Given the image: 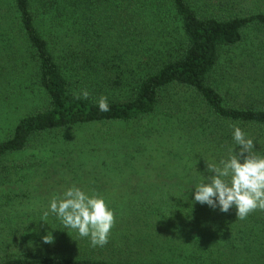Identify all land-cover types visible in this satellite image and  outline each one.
<instances>
[{
  "label": "trees",
  "instance_id": "16d2710c",
  "mask_svg": "<svg viewBox=\"0 0 264 264\" xmlns=\"http://www.w3.org/2000/svg\"><path fill=\"white\" fill-rule=\"evenodd\" d=\"M251 31L264 32V0H0V49L7 55L0 74L10 69L12 80L37 90L42 100L0 141V177L27 168L5 161L34 138L150 117L175 86L194 94L213 117L200 124L203 136L214 139L218 159L233 144V125L264 154V101L239 102L221 87L223 56L239 49ZM82 90L89 98L75 99ZM101 95L108 98V112L96 106ZM259 215L249 213L239 219L243 227L233 226L234 264H264V211ZM0 264L167 263L41 254Z\"/></svg>",
  "mask_w": 264,
  "mask_h": 264
},
{
  "label": "rangeland",
  "instance_id": "374dc122",
  "mask_svg": "<svg viewBox=\"0 0 264 264\" xmlns=\"http://www.w3.org/2000/svg\"><path fill=\"white\" fill-rule=\"evenodd\" d=\"M263 53L264 32L251 31L239 49L223 56L221 87L237 101H264V93L259 94L264 58L254 64ZM251 54L256 58L251 60ZM3 56L0 49V62L6 63ZM9 70L0 74V141L42 102L37 90L20 87ZM202 117L213 119L194 94L175 86L163 93L150 117L54 131L8 156L6 164L28 166L0 177V262L12 256L65 254L110 262L234 264L229 246L234 229L243 227L234 218L235 208L221 213L191 204V195L188 201L179 200L190 183L187 178L196 179L198 172L208 175L205 161L218 160L214 139L203 136ZM73 183L101 193L116 211L103 247H91L87 238L54 219L49 226L34 222L52 194ZM48 231L52 244L41 240ZM259 235L263 241L264 233Z\"/></svg>",
  "mask_w": 264,
  "mask_h": 264
},
{
  "label": "clouds",
  "instance_id": "9594fccd",
  "mask_svg": "<svg viewBox=\"0 0 264 264\" xmlns=\"http://www.w3.org/2000/svg\"><path fill=\"white\" fill-rule=\"evenodd\" d=\"M88 98L87 90L75 96L77 100ZM96 106L100 112H108L107 96L101 95ZM231 140L233 144L227 148L226 155L215 162L205 161L208 175L198 172L196 179L187 178L190 183L179 200L188 201L191 195V204L207 205L221 213H228L234 207L237 218L243 220L254 210L264 211V154L256 151L253 138L239 126H232ZM116 216L104 195L73 183L53 193L34 222L49 226V219H54L79 238H87L91 247H103L109 242ZM32 231L38 232L35 228ZM41 240L44 244L54 243L52 232H46Z\"/></svg>",
  "mask_w": 264,
  "mask_h": 264
}]
</instances>
